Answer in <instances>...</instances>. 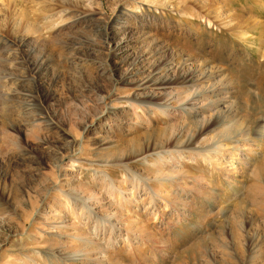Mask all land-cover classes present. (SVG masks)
<instances>
[{
    "label": "rangeland",
    "instance_id": "rangeland-1",
    "mask_svg": "<svg viewBox=\"0 0 264 264\" xmlns=\"http://www.w3.org/2000/svg\"><path fill=\"white\" fill-rule=\"evenodd\" d=\"M0 264H264V0H0Z\"/></svg>",
    "mask_w": 264,
    "mask_h": 264
},
{
    "label": "bare ground",
    "instance_id": "bare-ground-1",
    "mask_svg": "<svg viewBox=\"0 0 264 264\" xmlns=\"http://www.w3.org/2000/svg\"><path fill=\"white\" fill-rule=\"evenodd\" d=\"M145 85V84H144ZM163 96H164V94H163ZM200 130V129H199Z\"/></svg>",
    "mask_w": 264,
    "mask_h": 264
}]
</instances>
